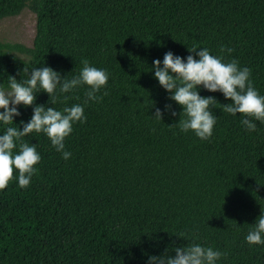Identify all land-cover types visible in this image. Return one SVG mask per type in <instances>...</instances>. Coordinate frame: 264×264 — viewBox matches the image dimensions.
I'll list each match as a JSON object with an SVG mask.
<instances>
[{"label":"trees","instance_id":"16d2710c","mask_svg":"<svg viewBox=\"0 0 264 264\" xmlns=\"http://www.w3.org/2000/svg\"><path fill=\"white\" fill-rule=\"evenodd\" d=\"M25 7L36 35L32 48H16L30 59L0 44V87L40 67L71 80L87 59L109 74L97 93L108 95L85 105L86 85L57 90L55 103L38 91L33 106L18 109L13 127L30 121L35 106L80 104L86 122L64 142L68 160L45 134L24 138L41 161L30 186L14 178L0 190V264H148L193 243L227 252L217 264H264V245L245 240L264 211V123L247 131L240 114L223 111L230 100L201 86V97L217 101L213 134L202 141L181 132L183 109L153 70L169 51L186 62L199 58L188 49L207 48L250 68L264 95V0H0V18Z\"/></svg>","mask_w":264,"mask_h":264},{"label":"clouds","instance_id":"9594fccd","mask_svg":"<svg viewBox=\"0 0 264 264\" xmlns=\"http://www.w3.org/2000/svg\"><path fill=\"white\" fill-rule=\"evenodd\" d=\"M188 51L199 58L189 55L185 62L169 51L164 55L162 67L160 60L153 61L155 78L171 94L169 99L183 109L179 122L175 124L180 131L187 133L191 130L202 141L210 139L213 134L217 117L210 108L217 101L214 97H201L198 91L201 86L209 92L222 93L226 100L231 101L221 105L223 111L232 116L240 114L243 117L241 124L245 129L249 132L256 131L257 125L253 121L264 123V95L254 87L251 69L240 67L239 62L234 59L225 62L223 56H214L207 48ZM220 51L230 54L233 49L221 46ZM81 63L83 66L79 75L71 80L62 78L50 67H40L32 69L27 80L19 82L15 77L9 76L8 88L0 87V124L8 126L0 135V190H4L14 178L18 180L20 188L30 186L32 177L38 171L36 166L41 161L36 146L24 142V138L31 133L45 134L63 159L71 157V153L65 150L64 142L72 133L74 123L86 122L84 106H66L62 111L54 107L35 106L30 121H22L20 127L11 125H14L13 117L20 115L17 106H33L38 91L47 93L52 103H55L57 90L59 93H68L86 85L88 90L84 104L102 101L103 96L108 95L107 91L103 95L97 93L106 88L109 74L91 66L87 59H83ZM23 72L27 73L28 69L24 67ZM165 110H170V105H166ZM171 114L176 115L174 111ZM162 117L163 113L157 108L154 118L162 121ZM245 240L250 246L264 245V211H261V215L251 226ZM173 251L174 257L167 252L159 257L150 256L148 264H217V261L228 255L227 252L195 243Z\"/></svg>","mask_w":264,"mask_h":264},{"label":"rangeland","instance_id":"374dc122","mask_svg":"<svg viewBox=\"0 0 264 264\" xmlns=\"http://www.w3.org/2000/svg\"><path fill=\"white\" fill-rule=\"evenodd\" d=\"M36 35V15L25 7L18 15L0 18V44L2 51L24 63L29 56L16 47L32 48ZM21 105L17 106V110Z\"/></svg>","mask_w":264,"mask_h":264}]
</instances>
